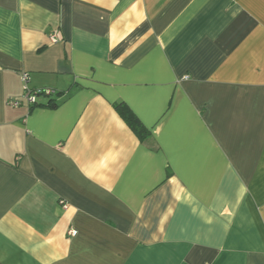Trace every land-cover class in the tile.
<instances>
[{"label":"crops","instance_id":"crops-1","mask_svg":"<svg viewBox=\"0 0 264 264\" xmlns=\"http://www.w3.org/2000/svg\"><path fill=\"white\" fill-rule=\"evenodd\" d=\"M0 264H264V0H0Z\"/></svg>","mask_w":264,"mask_h":264},{"label":"trees","instance_id":"trees-1","mask_svg":"<svg viewBox=\"0 0 264 264\" xmlns=\"http://www.w3.org/2000/svg\"><path fill=\"white\" fill-rule=\"evenodd\" d=\"M46 106L54 107V104L50 101ZM113 108L128 129L140 142H143L149 137V131L141 124V122L125 104L115 103Z\"/></svg>","mask_w":264,"mask_h":264},{"label":"built area","instance_id":"built-area-1","mask_svg":"<svg viewBox=\"0 0 264 264\" xmlns=\"http://www.w3.org/2000/svg\"><path fill=\"white\" fill-rule=\"evenodd\" d=\"M50 41L52 43H56V37L54 35L50 36ZM187 77H184L186 79ZM28 74L27 73H22L21 74V81L23 83V95L21 100H10L8 101V105L12 107H18L22 102H25L28 106H34L36 105V97L40 95L44 96H50L53 94V91L50 89H40V90H32L28 87ZM67 234L69 237H74L77 232L73 229H69L67 231Z\"/></svg>","mask_w":264,"mask_h":264}]
</instances>
